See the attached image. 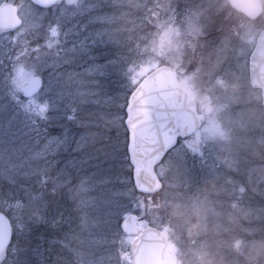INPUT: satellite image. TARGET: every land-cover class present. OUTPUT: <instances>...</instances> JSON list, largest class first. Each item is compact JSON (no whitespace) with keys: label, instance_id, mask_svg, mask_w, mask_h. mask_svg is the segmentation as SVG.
I'll use <instances>...</instances> for the list:
<instances>
[{"label":"rangeland","instance_id":"1","mask_svg":"<svg viewBox=\"0 0 264 264\" xmlns=\"http://www.w3.org/2000/svg\"><path fill=\"white\" fill-rule=\"evenodd\" d=\"M3 1L0 0V3ZM9 1L16 3L15 0ZM156 1L86 0L92 5L91 9L64 20V29H71L70 34L67 37L61 35L60 49H49L37 36L41 32L40 23L47 28L51 18L41 17L39 20L30 12L31 1L18 0L24 24L13 33L0 35V62L5 66L0 69V80L13 70L10 63L15 61L17 66L36 65L38 71L42 70L47 75L53 69H42L36 57L55 59L59 51L61 58H73L75 61L57 69L64 73L63 79L66 81L69 73L75 75L83 71L82 67H77L78 64L83 65L85 60L91 63L92 55L117 48L115 72H120L122 83L118 96L113 93L115 75L97 77L101 95L89 97L82 105L95 115L96 123L88 128L69 125L77 140L81 133L94 134L88 135L82 149L101 138V133H97L99 130L93 128L106 127L114 130L113 136L109 138L115 139L111 142L114 151L118 149L115 155L119 160V157H123L121 150L127 134L126 126L125 122L116 119L117 116H123L126 121L121 98L130 87L129 81L138 83L163 63L172 65L178 71L182 87L198 101L199 112L204 118L195 135L191 138L180 137L176 146L156 166L161 181L159 191L133 194L130 192L129 178L121 176L123 184L118 189L120 192L114 191L100 198V194H93L100 190L95 185L87 195L93 198L89 206L91 213L77 224L72 238L68 235L66 239H59V248L53 246L49 253L29 257L30 263H20L13 256L4 264H49L52 260H55L54 264H131L129 246L133 238L122 231V222L131 213L140 216L141 227L160 226L168 240L165 264H264V102L261 93L250 84L248 75L249 55L258 29L264 28V16L255 22L245 19L237 21L232 7L225 0H184L187 7L179 9L180 14H175V18L171 16L169 22L166 14L159 15L167 25L162 32L149 30L154 32L149 37V44L160 43L157 48H147V53L141 54V46L147 47V37L146 42L141 41L140 30L137 31L139 28L134 26L126 30L119 29L126 20V9L123 7L132 10L127 16L132 25L140 24L141 17L143 20L148 17L146 14L153 16L157 13ZM259 1L264 7V0ZM227 17L232 22L226 23L224 18ZM234 23L240 28L237 32L230 30ZM226 27L229 30L224 32ZM98 29L104 33L105 46L92 44ZM235 33L238 37H235ZM120 34L125 35L126 45L117 44ZM175 40L177 45L174 44ZM234 40L239 46L232 44ZM82 41L94 49L88 56L82 57L79 49L76 52L67 51L73 45L79 47ZM36 43L41 45L39 52L32 50ZM173 44L177 50L172 53ZM133 47H137L136 53L139 55L135 60L129 56ZM16 48L28 49V52L13 57ZM122 52L128 53V56L125 58ZM104 59L107 57L101 56L97 62L103 63ZM58 63H62V60ZM219 66L221 71L213 69ZM76 79L87 78L78 75ZM107 83L112 84L110 92L106 88ZM88 86L96 87L93 84ZM112 101L115 102V108L109 111ZM208 107L211 110L206 112ZM60 123L66 122L48 125L51 135L63 131ZM15 128L18 132L22 130L23 135H35L22 124ZM6 135V131H0V180L6 190L12 189V196L18 201L11 211L13 217L18 219L23 211L21 205L25 204L24 200L21 201L23 196L20 193L24 187L33 185L25 184L24 180L28 178L24 173L34 172L35 169L34 165L26 163V156H33L34 148L38 151L47 141L42 138L37 145L30 137L21 141L18 134L14 143H10V137ZM192 138L199 142L198 146L191 145ZM70 145L75 147L71 134ZM68 151L72 152L71 147ZM9 155L11 163L15 165L11 170H8ZM57 172L58 169L53 174ZM9 180H15L16 184H10ZM79 192L76 186L75 193ZM26 193L28 190L25 197ZM36 198L32 195L30 203ZM125 198L137 212H127L119 221V204ZM114 199L116 201L113 203ZM21 217L17 220L19 227L22 224Z\"/></svg>","mask_w":264,"mask_h":264},{"label":"snow or ice","instance_id":"2","mask_svg":"<svg viewBox=\"0 0 264 264\" xmlns=\"http://www.w3.org/2000/svg\"><path fill=\"white\" fill-rule=\"evenodd\" d=\"M92 5L86 3V0H31L30 12L37 16L51 19L47 28L40 23L41 32L37 36L38 40L43 41L44 47L49 49L61 47V35L67 37L71 29L65 30L63 21L70 16H76L87 13ZM104 33L98 29L94 33L92 44L94 46H105L106 42L103 39ZM41 45L33 44L32 50L39 52ZM79 49L81 56H88L94 49L89 48L83 41L79 47L73 45L72 49L67 51L76 52ZM55 59H46L41 56L36 57L37 63L42 69H53L45 75V72L37 70L36 65L27 67L25 65L13 64V70L3 79L0 80V131H6L10 137L9 142L14 143L15 137L22 134V130L18 132L13 127L14 124H22L24 128L29 129L30 136L39 145L41 139H46V143L42 148L33 153V159H40L53 153V145H55V155H59L61 151H68L71 147L72 152H81L84 145L87 143L88 135L92 133H81L77 140L75 134L72 133L70 124H75L77 127L88 128L95 124L92 119V113L86 111L82 105L89 97H98L101 95V85L97 77L112 75L117 71L116 65L118 61L115 58H107L103 63L97 61L101 56L108 57L107 52L96 53L90 57L91 63L84 61L83 65L78 64L77 67H82L83 71L74 74L69 73L65 81L64 73L57 69L64 65L74 63L73 58H61L59 51L55 54ZM62 63H58L61 61ZM86 65V66H85ZM5 66L0 62V69ZM83 75L86 80H77L76 76ZM125 97V103L122 108L126 109V137H125V155L124 161L131 165L129 159L130 154L141 143L148 141L158 142L161 138L168 140L172 139V132L167 128L162 121L153 120V112L155 108L161 105V100L155 95H146L144 86L138 85L136 81H129ZM96 85L90 88L88 85ZM99 102V101H97ZM160 113H157L159 116ZM116 119L124 123L123 116H117ZM60 128L62 132L51 135L48 131V125L53 122H61ZM5 125L7 126L5 129ZM71 140L74 141L75 147L70 145ZM178 142V141H177ZM113 158H116L115 152ZM15 149H13V154ZM97 157H93L90 153L84 152L80 156H74L65 162V167L57 172V177H66L67 181L73 178L78 180V190L88 193L93 190L97 183L107 184L106 177H101L96 172H89V168H96L91 162ZM54 163L58 164L59 161ZM11 163V155H9L8 170L14 168ZM123 167V165H121ZM74 169L76 172L73 177ZM25 176L31 177L37 175L35 172H25ZM38 182L42 185H47L48 177L44 172L38 174ZM129 179H132L131 173ZM10 184H16L15 180H9ZM55 191V189H53ZM93 198L85 197L81 201L82 208H88ZM0 203H3L5 208L10 212L14 204L18 201L12 197V189H0ZM2 211V209H0ZM11 242V235L8 237ZM3 243V237L0 236V244Z\"/></svg>","mask_w":264,"mask_h":264},{"label":"trees","instance_id":"3","mask_svg":"<svg viewBox=\"0 0 264 264\" xmlns=\"http://www.w3.org/2000/svg\"><path fill=\"white\" fill-rule=\"evenodd\" d=\"M15 2L16 4H18V0H15ZM227 5L231 7L230 4H227ZM182 7L184 8L187 7L184 0H157L156 6H155V10L157 11V13H155L153 16H151L150 13L146 14L148 17L146 18L144 17L143 20L141 17L140 24H133V25L131 23V20L127 19V16L131 14L132 10H129L126 7H123L126 9V12H125L126 15L124 16L126 20L125 22H123V25L119 29L123 28V30H126L130 26L139 28L137 31L140 30V32H138L140 35L139 37L140 40L143 42H146L145 37H147V42H148L147 47L145 45L144 46L142 45L140 48V51H141V54L147 53V48L149 49L153 46L157 48L156 46L159 45L160 43L159 42L156 45L152 44V46L149 44V39H150L149 37L152 36V34L154 33L153 31H149V30H158L159 32H162L167 25L163 23L162 21L163 17L159 15L166 14L167 16L166 19H168V22H169L170 21L169 19L171 16H174L175 18L176 17L175 14H178V15L180 14L181 11L179 9H182ZM175 9H176V12H175ZM159 19H161V21ZM15 31H7V32L5 31L2 34L13 33ZM125 32H128V30ZM133 36L135 37V39H137L136 35H133ZM128 39H129V36H128ZM156 39L154 40L156 41ZM125 41H126V37L124 34H122L120 37V42L119 43L114 42V43H117V44L124 43V45H126ZM157 41H159V38ZM174 44L177 45L176 40ZM174 44L171 45L172 53L177 50ZM136 48L137 47L131 48V52L129 53L131 60H135L139 58V55L136 53L137 52ZM116 49L117 48L109 52L107 51V53L109 54L107 58H113L115 56L114 58L116 59L118 57L117 51H115ZM159 50L161 51L160 48ZM171 51H168V52H171ZM27 52H28V49L18 50L16 48V52L14 53L13 57L17 56L18 53H19L18 55H20L22 53L26 54ZM122 55H124L126 58L128 56V53L122 52ZM16 62L17 61L11 62V63L9 62L11 69L13 68V64L16 65ZM113 75H115L114 79L117 83V84L114 83L113 93L117 95L118 91H120L119 87L122 84L121 80L119 79L120 72L116 74V72L114 71ZM110 86H112V84L110 85L109 83L106 84V88L109 92H110L109 89L111 88ZM122 90L124 91V88H122ZM125 91L128 92V89ZM127 92L124 94L123 99L121 98L123 105L125 103V97L127 95ZM114 104L115 102L112 101L109 111L115 108ZM117 105H120V104H117ZM122 109L124 110V113L126 114V109L124 108ZM92 119L96 120L94 114H93ZM14 126L18 127V125L16 124H14ZM125 126H126V123H125ZM93 129L99 130V132L97 133H101V136H100L101 138L98 140H94L91 145L86 146L84 149H82L81 152L61 151L59 155H55V152L53 151V153L47 156H44L40 159H33V156L31 155L26 156L25 160H28L26 161V163L28 165L32 164L31 166L34 165V168H35L34 172L37 173V175H32L30 178L28 177L27 179H24L27 182L26 183L24 181L25 184H33L31 187L32 188L34 187L35 190L33 189V192H32L31 187L30 188L24 187V189H22L24 193L23 192L20 193L23 196V199L21 198V201L24 200V203H25L24 205L23 204L21 205V207L23 208V211H21L22 215H20L22 216L20 219L22 222L21 227H19L17 224V220L19 219L20 216L18 217V219L14 218L11 211L9 212L7 208H5L4 204L0 203V209H2V211H4L10 217L12 224H13V239H12V243L9 248L8 257L6 261L8 260V258H11L14 256L16 260H18V262L20 263H30L28 261L29 257L34 256L35 254L43 255L46 252L49 253V251H51V248L53 246L56 249L59 248L60 244L57 243V241L62 238L66 239L68 235H70V237L72 238L73 237L72 232L76 230L78 226L77 224H80V221L82 220V218L88 217L89 214L91 213L90 208L89 207L86 209L82 208L81 202H80L83 200V197H87L88 193H84V192H81V193L79 192L78 194L75 193V188L76 186H78V180L73 178L71 181H67L66 177L58 178L57 174H53L54 171H56V169L59 170L65 167V162L68 161L70 157L80 156L84 152L90 153L93 157H97V159H93L91 163L93 165H97L98 167L89 168V172H96L98 173L99 176L106 177L108 180L107 184H103V185L99 183L96 184V186L98 185L100 190H98L97 192L93 194H96V195L100 194V198H102L104 195L107 196V194H111L114 191L120 192V190L118 189H121V186L123 184L121 176H124L126 179V177L129 178L130 173L132 175V179H129V183H128L130 186V190H131L130 192H132L133 194L136 192H138L136 194H141V193L143 194V192L138 191L137 188L135 187L136 185L134 181V170L136 166L132 160L131 154L129 156V159L131 160V165H129V163L124 161L123 159L125 155V151H126L125 141L123 144L124 147L121 150V152L123 153V157L122 158L119 157L120 158L119 160L118 156L115 155L116 158H113L114 149L112 148L111 142H114L115 139L109 138V137L113 136L114 130L113 129L110 130L109 128H106V127H103V128L96 127ZM125 133H126V128H125ZM6 137H8V135H6ZM19 137L21 141H24L26 137H30V135L29 134L28 135L19 134ZM125 137H126V134H125ZM34 150H35L34 152L37 151L35 148ZM24 158L25 157H23V159ZM55 161H59V163L56 164L54 163ZM121 165H123V167H121ZM70 170L73 172V177H75L76 175L75 170L74 169H70ZM40 172H44L47 175L48 177L47 185H42L41 183L38 182V179H39L38 174ZM2 183L3 182L1 181L0 187L6 190L4 188L5 186L4 185L2 186ZM53 189H55V191H53ZM204 189H207V188H204ZM26 190H28V193H26L27 195L25 197ZM159 190L160 189H158V191ZM14 191H16V189ZM81 194H83V196H81ZM32 195H35V197L37 198L35 199V201L30 203L32 199ZM12 197L14 198V196ZM100 198H98V200ZM115 201L116 199H114L113 203ZM134 209L135 208L131 205L130 201L125 198L122 201V203L119 204V217H118L119 221L122 219L125 213L130 212V211L137 212V210H134ZM154 225L160 228L159 225L157 224H154ZM71 238H68V240ZM54 262L55 260L49 261V264H54Z\"/></svg>","mask_w":264,"mask_h":264},{"label":"water","instance_id":"4","mask_svg":"<svg viewBox=\"0 0 264 264\" xmlns=\"http://www.w3.org/2000/svg\"><path fill=\"white\" fill-rule=\"evenodd\" d=\"M238 10L254 19L262 13L258 0H228ZM23 24V19L15 3L4 1L0 4V33L13 31ZM250 80L254 87L262 90L264 102V31L258 38L257 44L250 57ZM138 85L144 86L146 95L158 96L161 105L155 108L153 120L165 123L172 132V139L161 138L158 142L148 141L138 145L131 153L136 166L134 179L136 187L142 192H151L160 187V178L155 171V165L173 148L177 142L176 130L181 135L190 136L202 125L203 115L197 113V103L182 87L177 70L168 64H163L152 70ZM211 107L206 109L209 112ZM157 113H160L157 116ZM191 145L198 146L195 139ZM125 235L133 238L129 246L131 264H165L164 259L168 248V240L162 230L148 225L142 229L140 216L129 214L122 223ZM13 236L10 218L0 211V264L5 261L11 244L8 237Z\"/></svg>","mask_w":264,"mask_h":264},{"label":"flooded vegetation","instance_id":"5","mask_svg":"<svg viewBox=\"0 0 264 264\" xmlns=\"http://www.w3.org/2000/svg\"><path fill=\"white\" fill-rule=\"evenodd\" d=\"M261 4V3H260ZM262 5V4H261ZM17 7H18V12H19V14H20V7H19V5L17 4ZM263 7V6H262ZM232 11H233V16L234 17H236L237 19V21H240V20H247V21H251V20H254V22L255 21H259L260 19H262V17L264 16V7H263V10H262V13L258 16V17H256V18H254V19H251L250 17H248L245 13H243L242 11H240V10H238V9H236V8H233L232 7ZM21 15V14H20ZM224 20H226V23L227 22H232L231 20H229L228 19V17L227 18H224ZM23 24H24V19H23ZM23 26V25H22ZM227 26H228V24H227ZM239 26L236 24V23H234V25H233V27H231V32H232V30H235L236 32L237 31H239L240 30V28H238ZM224 28V27H223ZM224 30V32H226V31H228L229 30V28L228 27H226L225 29H223ZM223 30H222V32H223ZM264 31V28L263 27H260L259 29H258V34H257V36H256V38H255V41H254V45H253V49H252V51L254 50V48H255V46H256V44H257V41H258V38H259V36L261 35V33ZM235 37H238L237 36V34L235 33ZM232 44H234V45H238L239 46V43H237L236 42V40H234V41H232ZM231 44V45H232ZM252 51H251V53H250V55H249V61H248V71H249V73H248V75H249V80H250V56H251V54H252ZM225 68V67H224ZM214 70H216V69H219L218 70V72L219 71H221V68H220V66L219 67H216V68H213ZM251 84V83H250ZM257 91H259L260 93H261V95H262V90L260 89V88H256V87H254ZM195 99V98H194ZM196 100V99H195ZM196 102H197V109H198V112H199V103H198V101L196 100Z\"/></svg>","mask_w":264,"mask_h":264}]
</instances>
